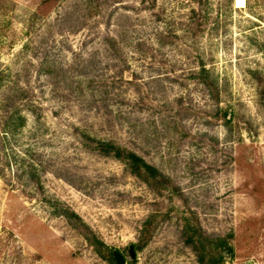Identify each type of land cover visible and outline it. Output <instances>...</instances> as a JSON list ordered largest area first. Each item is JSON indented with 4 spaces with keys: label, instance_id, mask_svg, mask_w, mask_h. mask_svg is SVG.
<instances>
[{
    "label": "rangeland",
    "instance_id": "374dc122",
    "mask_svg": "<svg viewBox=\"0 0 264 264\" xmlns=\"http://www.w3.org/2000/svg\"><path fill=\"white\" fill-rule=\"evenodd\" d=\"M1 170L0 264H116L63 210L124 264H198L190 237L264 264V0H0Z\"/></svg>",
    "mask_w": 264,
    "mask_h": 264
},
{
    "label": "trees",
    "instance_id": "16d2710c",
    "mask_svg": "<svg viewBox=\"0 0 264 264\" xmlns=\"http://www.w3.org/2000/svg\"><path fill=\"white\" fill-rule=\"evenodd\" d=\"M199 76H201L203 80H206L208 78L207 70L201 68ZM22 122L23 120H21V123ZM8 131L11 132L12 130L8 129ZM90 143H92L91 151H94L103 157H110L122 163L129 175L135 177L137 180L152 190L159 192L162 189H165L167 186V180L165 176H163L155 167L145 162V160L135 152L126 148H122L112 141L90 140ZM34 165L35 164L33 163L28 164V166L22 172H14V179L18 185L20 184L22 189L31 187L33 189L41 188L37 169ZM0 177H5L2 170L0 172ZM56 214L64 217L70 225L77 229L83 235L86 242L93 246L94 250L100 255V257H103L109 261H115L112 251L107 249L101 242L94 238L92 232L82 223L81 219L75 213L69 210H63L57 211ZM151 218H148L143 223L141 237L137 245L132 246L134 250H140L147 242L150 235V225L152 222ZM195 241L196 240H194L193 237H190L187 240L188 245H192L193 247V251L197 256L198 264H222L225 257H233V250L231 247L227 246V244L219 245L215 248H209L208 251L206 249L200 251V245L202 247L203 242L198 240L197 242ZM194 243L197 244L193 245ZM197 245L199 247H197Z\"/></svg>",
    "mask_w": 264,
    "mask_h": 264
},
{
    "label": "water",
    "instance_id": "95a60500",
    "mask_svg": "<svg viewBox=\"0 0 264 264\" xmlns=\"http://www.w3.org/2000/svg\"><path fill=\"white\" fill-rule=\"evenodd\" d=\"M116 264H124L122 256L117 252H112Z\"/></svg>",
    "mask_w": 264,
    "mask_h": 264
}]
</instances>
